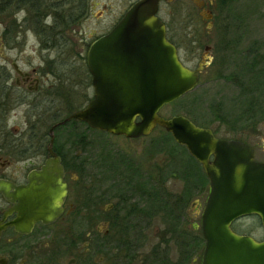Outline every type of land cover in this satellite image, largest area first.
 I'll use <instances>...</instances> for the list:
<instances>
[{"label":"flooded vegetation","instance_id":"obj_1","mask_svg":"<svg viewBox=\"0 0 264 264\" xmlns=\"http://www.w3.org/2000/svg\"><path fill=\"white\" fill-rule=\"evenodd\" d=\"M86 1L0 0V59L9 63L16 74L11 76L6 66L0 63V183L4 186L1 189L8 195L0 192V264H63L59 258L57 260L58 256L66 257L64 264H134V261L141 260V250L146 241L144 231L150 227L152 215L155 214L160 215L162 221L166 216L173 219V222L167 221L165 232L170 237H162L160 244L173 243L176 251L174 255L163 252L158 257L157 249L149 251L140 264H156L161 259L163 264L199 263L195 262L200 260L198 226L192 225V229L197 228L194 234L178 231V228L183 224L181 211L191 201V193L195 194L194 197L206 193L208 197L210 184L202 165L189 154L186 147L173 140L185 150L193 170V181L181 178L184 185L180 193L166 190L165 178L160 173L161 176L150 171L148 154L142 155L143 160L136 159L135 153L131 156L122 155L110 142L109 147L99 145L95 157L89 156V146L82 138L72 141L70 126L77 129L79 125H85L92 131L114 137L116 135L91 129L78 120L67 121L73 113L64 116L66 102L62 103L63 109H58L60 113L57 114L55 100L57 96H65L64 100H68L69 90L60 79L53 77L54 80L50 81L49 75L39 72L44 64H48V59L41 60L36 65L37 70L19 69L18 62H22V52H35L36 45L41 50L44 47L52 49L56 36L61 35L71 25L65 23L58 28L57 24L66 19L63 16L68 10L71 13L67 18L76 20V23L83 16V3ZM116 1L121 4L120 10L115 14L108 11L109 15H113V23L88 45L87 53L92 43L111 33L130 7L140 0ZM243 1L247 4L246 7L256 6L254 9H258L253 18L264 19V0H160L155 17L164 25L165 37L176 47L177 52L178 46L170 38L174 32L167 22L168 19L183 18L186 23L182 31L192 35L201 21L208 32H213L217 44L227 49L245 37L247 43L239 49L243 59L241 64L245 70L243 74L248 79L253 72L248 70L249 64H254L255 71L263 80L264 37L251 41L246 39L249 35L246 22L248 13L243 14L246 16L245 31L238 36L231 33L235 37L227 38L233 20L239 19L228 9L233 3ZM170 4H175L176 7L170 9ZM72 5H77L73 12ZM47 19H52V22L46 23ZM208 51H211L210 47ZM4 52L19 54L9 60ZM211 60L212 58L209 62ZM23 61L24 66L34 65L29 59ZM85 64L88 72L87 87L92 91L93 98L94 88L87 67V54ZM20 108L23 111L19 117ZM11 118L19 121L22 119V122L16 126L9 125ZM211 132L213 133L212 130ZM150 134L138 138L117 137L132 142ZM213 135L218 138L215 133ZM227 140L248 145L243 139ZM55 157L59 159L62 167V180L67 191L61 204L62 211L51 223L33 222L31 215L21 216L20 201L15 197V192L28 187L45 163ZM212 159L211 156L210 160ZM254 160L257 161L255 155ZM200 173L206 179L204 185L200 183ZM178 179L182 182L180 177ZM184 235L190 239H185ZM263 240L264 238L257 241ZM95 254L100 256L93 262L92 256Z\"/></svg>","mask_w":264,"mask_h":264},{"label":"water","instance_id":"obj_2","mask_svg":"<svg viewBox=\"0 0 264 264\" xmlns=\"http://www.w3.org/2000/svg\"><path fill=\"white\" fill-rule=\"evenodd\" d=\"M159 1L136 2L111 33L92 43L87 67L94 96L67 121L78 120L126 138L164 129L202 165L210 184L201 215V264H264V240L232 229L235 221L255 216L264 231V162L255 161L253 150L243 142L216 138L210 129L181 115L167 119L159 115L162 107L198 85L208 65L202 61L190 69L181 62L155 17ZM62 178L59 159L48 160L28 187L15 192L21 216L53 222L67 192ZM2 187L0 183V192L7 195Z\"/></svg>","mask_w":264,"mask_h":264},{"label":"rangeland","instance_id":"obj_3","mask_svg":"<svg viewBox=\"0 0 264 264\" xmlns=\"http://www.w3.org/2000/svg\"><path fill=\"white\" fill-rule=\"evenodd\" d=\"M246 6L247 4L244 1L235 2L228 9L239 17V19L233 20V25L230 26V34L227 36L228 39L235 37L231 33H235L238 36L245 31L244 19L246 16L243 15L244 13L249 14L248 19H246V22H248L247 33L249 35L246 39L251 41L264 37V19L253 18L256 11H258V9H254L256 6L254 8ZM168 7L172 9L176 6L175 4H170ZM76 8L77 5H72L71 11H75ZM120 8L121 4H118L116 0H87L83 3V16L76 23V20L68 19V15L71 13L68 10L65 13L66 15L63 16L66 19L61 20V23L57 24L58 28L65 23H70L71 25L62 34L60 33L61 35L56 36V42L52 49L49 48L48 50L42 47L43 49L41 50V47L39 48L36 45L37 50L35 52H22V62L29 59L34 65L27 67L19 61V69L31 71L32 68L37 67L36 65L41 60L48 59V64L46 66L44 64V68H40L39 72L49 75L51 77L50 81L54 80L53 77L57 80L60 79L68 88L70 99L64 100L65 96H61V98L57 96L55 100L57 114L60 113L58 109H63L62 103L64 102H66L67 107L64 115L66 116L85 107L92 98V91L87 87L88 83L86 80L88 72L85 60L88 45L101 34L103 29H108L113 23V15H109L108 11L110 10L115 14ZM51 22L52 19L46 20V23ZM167 22L174 32L173 35H170V38L178 46V55L182 63L190 69L196 68L201 61L206 62L208 65L201 73L198 85L177 101L162 107L159 110V115L166 119L181 115L199 127L215 131L218 138L243 139L253 148L255 159L264 161V84L261 86V90H256L258 83L251 82L249 85L243 74L245 70L241 64L243 59L239 49L246 45L245 37H242L241 41H237L230 49H227L223 45L221 47L217 44L213 32H208L206 25L201 21H199V27L193 35L191 33L184 34L182 31L186 23L183 18L168 19ZM28 40H30V37ZM209 47L211 51H208ZM30 48L29 46L28 49ZM4 53L9 60L19 54L15 52ZM210 58L212 60L209 62ZM0 63L6 66L11 76L16 75L9 63L1 61V59ZM253 102L260 107L257 114L254 113L255 109L251 112L250 108H253V105L251 107L248 105V103L253 104ZM246 106L250 112H244L248 110ZM261 110H263L262 113ZM22 111L23 108L18 110L19 117L22 115ZM250 115H253L257 121L256 125L249 122L250 120H246ZM15 119L11 118L8 124L16 126L22 122V119L20 121L17 118ZM70 134L73 142L82 138L88 144L87 155L92 157L98 154L99 145L109 147L110 142L115 145V148L122 155L131 156V154L135 153L136 159L143 160L142 155L148 154L150 156V171L155 174L158 173V175L160 173L166 181L165 189L172 193H180L182 191L184 179H188L190 182L193 181L192 166L187 160L185 150L173 140L164 139L165 131L160 127H156L148 137L132 142L121 137L92 131L85 125H79L77 129L70 126ZM73 152L74 148L72 146L71 154ZM147 164L149 165L148 162ZM178 177L180 179L183 178V180L181 179L182 182L179 181ZM194 195L191 193V201L181 211L183 224L179 226L178 231L194 234L197 228H195L196 230L193 228V230L192 225L194 227L198 226L201 236V215L207 195L206 193L201 194L200 197L197 195L194 197ZM194 199L195 202H193ZM171 202L172 200L169 201V203ZM157 207H159L158 204ZM177 214H180L179 210ZM151 219L150 227L144 231L146 241H144L145 246L141 250L143 255L140 258L141 260L134 261V264H140L149 251L155 249H157V257L162 256L163 252L169 253L170 256L175 254L176 247L173 243L160 244L163 241L162 237H170L165 232H167V221L173 222V219L166 216L164 217L166 223H163L164 221L160 220V215L157 214L152 215ZM232 229L238 234L249 235L257 240L264 238V231L261 228L259 219L255 216L241 218L232 224ZM187 237L184 235L185 239ZM200 238L201 240L198 243L200 246V260H196L195 262L199 261L196 264H201V256L204 249L202 236ZM99 256V254L92 256L93 262H96ZM58 258L63 264L66 261L65 256H58L57 260ZM102 264H106V262Z\"/></svg>","mask_w":264,"mask_h":264},{"label":"trees","instance_id":"obj_4","mask_svg":"<svg viewBox=\"0 0 264 264\" xmlns=\"http://www.w3.org/2000/svg\"><path fill=\"white\" fill-rule=\"evenodd\" d=\"M256 70V68H255V65L254 64H249V71H253L252 72V74H251V76L247 79L248 81V84L250 85L251 84V82H253V83H258V87H257V89L256 90H261L262 88H261V86L264 84V79L262 80L261 78H260V76H259V74L255 71ZM263 81H261V80ZM177 101V100H176ZM175 102V101H174ZM248 105H249V107H251L252 105H253V108H250L252 111L251 112H253V110H254V113L255 114H257L258 113V110H259V106H258V104H256V103H254L253 102V104L252 103H248ZM247 107V106H246ZM248 108V107H247ZM244 112H250V110H249V108H248V110L247 111H244ZM247 121H249V122H252V124L253 125H256V123H257V121L255 120V118L253 117V115H250V116H248V118L246 119ZM252 120V121H251ZM235 121V120H234ZM256 121V122H255ZM213 133H215L216 134V132L215 131H213ZM167 138L168 139H170V140H173L172 139V137H171V135L169 134V133H167V132H165V138L164 139H166L167 140ZM199 180H200V183H201V185H204V183L206 182V179H205V177H204V175L202 174V173H200V178H199ZM234 229V228H233ZM201 236H199V241L201 240V238H200ZM200 247V246H199ZM199 255H200V252H199ZM156 264H163V260L161 259V260H159Z\"/></svg>","mask_w":264,"mask_h":264}]
</instances>
